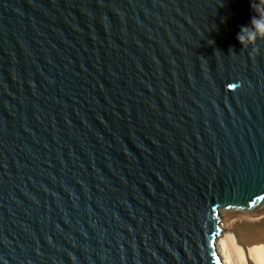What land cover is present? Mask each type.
Masks as SVG:
<instances>
[{"label":"water","instance_id":"95a60500","mask_svg":"<svg viewBox=\"0 0 264 264\" xmlns=\"http://www.w3.org/2000/svg\"><path fill=\"white\" fill-rule=\"evenodd\" d=\"M264 0H0V264H224L264 214Z\"/></svg>","mask_w":264,"mask_h":264},{"label":"bare ground","instance_id":"6f19581e","mask_svg":"<svg viewBox=\"0 0 264 264\" xmlns=\"http://www.w3.org/2000/svg\"><path fill=\"white\" fill-rule=\"evenodd\" d=\"M217 251L224 264H264V214L222 224Z\"/></svg>","mask_w":264,"mask_h":264},{"label":"clouds","instance_id":"9594fccd","mask_svg":"<svg viewBox=\"0 0 264 264\" xmlns=\"http://www.w3.org/2000/svg\"><path fill=\"white\" fill-rule=\"evenodd\" d=\"M261 34H264V14H259V18L254 16L251 26H242L236 38L240 42H247L256 39Z\"/></svg>","mask_w":264,"mask_h":264},{"label":"rangeland","instance_id":"374dc122","mask_svg":"<svg viewBox=\"0 0 264 264\" xmlns=\"http://www.w3.org/2000/svg\"><path fill=\"white\" fill-rule=\"evenodd\" d=\"M236 217H240V216H235V218H236ZM233 218H234V217H233Z\"/></svg>","mask_w":264,"mask_h":264}]
</instances>
